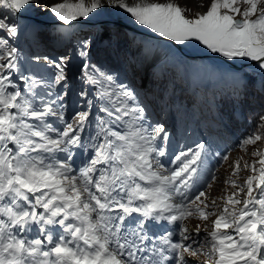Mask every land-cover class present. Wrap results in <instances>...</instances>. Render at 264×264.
<instances>
[{
  "label": "snow or ice",
  "instance_id": "1",
  "mask_svg": "<svg viewBox=\"0 0 264 264\" xmlns=\"http://www.w3.org/2000/svg\"><path fill=\"white\" fill-rule=\"evenodd\" d=\"M105 2L170 44L195 41L229 62H255L264 94V0H212L195 18L173 2ZM34 7L40 0H0V264H264V151L229 165L217 203L207 143L169 156L171 133L159 118L181 62L144 45L113 49L121 61L113 67L95 59L91 39L78 40L80 87L69 115L70 57L24 53L20 38L35 49L70 44L73 22L104 4H51L60 27L47 41L39 26L20 24ZM252 83L231 77L233 106ZM228 118L217 105L213 123L226 129ZM262 140L264 114L241 148ZM241 170L251 174L238 183ZM193 219L194 230L186 226Z\"/></svg>",
  "mask_w": 264,
  "mask_h": 264
},
{
  "label": "rangeland",
  "instance_id": "2",
  "mask_svg": "<svg viewBox=\"0 0 264 264\" xmlns=\"http://www.w3.org/2000/svg\"><path fill=\"white\" fill-rule=\"evenodd\" d=\"M60 2H65V0H40V7L31 8L26 13V15L33 16L38 20L56 22L57 20L54 19V17L48 12V7L53 3ZM67 2L77 3L78 0H67ZM84 2L86 4H90L92 0H84ZM101 2L104 4V7L91 14L89 19L78 20L77 23H75L71 28L75 38L70 44L60 46L53 45L52 43L48 42L46 43V47L35 49L30 47V42L28 39H25L24 42L21 41V39L25 37V35H22L20 38V42L22 43L19 42L20 47L22 50H27L28 52L34 50L41 53H47L53 57L59 56L61 54H66L70 57L71 74L73 78L71 81L72 94L66 100L67 112L69 115H71L77 109L76 92L80 87L78 77V65L80 64V58L75 51L78 40L83 38L91 39L94 45V53L95 51H98V53H95V57L98 56L99 58H102L97 60L105 64H110L113 67H119L121 62L120 59H118L113 54V49L116 47H119L121 50L132 52L135 51L137 45H144L146 47H150L154 53H158L161 56H163V54L169 50L175 52L177 59L181 62V66L176 69L177 74L174 80V93H172L170 86L169 94H166L165 101L161 105V107H163V112L160 113L159 118L166 123L167 129L171 134H175L172 127L175 125L176 136L181 139L180 147L185 144L192 145L197 141L198 138L199 141H204L207 143V150L210 153L208 157H212L216 160L221 159L223 156V150L227 151L232 147L228 155V161H224L222 166L217 167V182L213 184L211 189H209L211 196L217 199V203L222 204V201L219 198L223 196L225 192L226 186L224 184V180L232 172V169L229 167V165L241 157L244 161L252 163L256 157H253L250 154L254 150L264 151V140L257 142L256 145L247 146L246 151L242 150L241 148V142L247 135L254 131L255 123L258 119V116L261 114L254 112L251 117L248 116L250 109L249 105H232L231 97L228 95L230 91V79L233 75H236L243 77L245 82L251 80L253 83L252 86L250 85L248 88V95H253L254 100L249 101L255 104V102H258V97H264L263 95L258 94L255 89H253V85L258 84L261 79L260 71L255 67V64L247 66L241 71L225 64L216 67L215 64L210 60L197 57L198 55H212V53H210L203 45L199 44V42L193 41L187 42L185 45H181L185 50L184 53L191 55H186L183 57L181 56V52L168 41L140 34H135L133 36L131 33L126 31L127 29L117 23L116 25L102 24L95 26L85 24V22H89L91 20H113L130 25L140 31L153 34L150 32V30H147L142 26H138L135 22H133L129 15L123 10L108 6L105 0H101ZM127 2L134 4L138 2V0H127ZM159 2L178 3L182 8L187 9L185 13L186 16L189 18H195L197 14H204L208 11L212 0H159ZM201 5L203 6L201 7ZM25 20L26 19L24 18L21 19L20 24H23V26L24 23L27 24V21ZM28 26L42 27L43 35L46 41L48 33H55L60 27V25L52 26L51 24L40 25L36 22V20L28 21ZM114 30H120V32H115ZM106 53H108V56L105 55ZM247 62L250 61H235V63ZM137 82H139V78H137ZM202 83L207 84L205 87H203ZM149 87L152 86L149 85ZM169 95L171 96L170 100L168 99ZM193 99L196 100L194 109L197 113V118L195 119L192 116L193 108L189 107ZM217 105L220 108H222L224 105L227 109H229V111H231V113L234 111V119H236L237 123L242 126V129L240 126L236 125L230 126L231 128L227 125L226 129H222L217 124L213 123L212 117ZM210 107L212 111H209ZM169 109L176 113L175 114L173 112L175 118L177 117L176 119L170 118L168 115ZM157 111H159V109H157ZM190 112L191 117L189 114ZM242 121L244 124H242ZM194 128L197 131L196 134ZM216 128L218 129L216 130ZM227 129H231L232 131L229 130V133H227ZM221 132L225 135L224 139L221 137ZM230 132L235 134V136H230ZM171 139H174L172 135ZM221 140L225 142L222 143ZM172 147L174 148L173 150ZM175 150H177L176 146L171 144L169 147V156H171V153ZM250 174L251 173L247 170H241L239 173L238 183H243V181ZM197 223H199V221L193 219L190 222H186V226L189 229L194 230Z\"/></svg>",
  "mask_w": 264,
  "mask_h": 264
},
{
  "label": "water",
  "instance_id": "3",
  "mask_svg": "<svg viewBox=\"0 0 264 264\" xmlns=\"http://www.w3.org/2000/svg\"><path fill=\"white\" fill-rule=\"evenodd\" d=\"M25 18H28V15L25 14L24 19ZM237 19H239V18H237ZM35 20L37 22H39V23L46 24V25L47 24H60L59 21H56V22L52 21L51 22V21H43V20H38V19H35ZM73 23H77V21L73 22ZM116 23L119 24V25H122L125 29H127L130 32L137 33V34H140V35H145V36H148V37L158 38V37H156L153 34H150L148 32L140 31V30H138V29H136V28H134V27H132L130 25H127V24L122 23V22H116V21H113V20L112 21H110V20H94V21L91 20L89 22H85V24H88V25H91V26L102 25V24H108V25H114L115 24L116 25ZM158 39L165 40L163 38H158ZM174 47H176L183 55H185V56L186 55H190V54H185L183 52L184 48L181 45L180 46L174 45ZM197 57H199V58H207V59L209 58V59L213 60L214 62H217V63H220V64H225V65H229L230 67H232V68H234L236 70H240V69H242L244 67L251 66V65L255 64V62H247V63L229 62L226 59L219 57L218 55H203V56L198 55ZM217 59H219L221 61H219Z\"/></svg>",
  "mask_w": 264,
  "mask_h": 264
},
{
  "label": "trees",
  "instance_id": "4",
  "mask_svg": "<svg viewBox=\"0 0 264 264\" xmlns=\"http://www.w3.org/2000/svg\"><path fill=\"white\" fill-rule=\"evenodd\" d=\"M114 31H115V30H114ZM115 32H120V30L115 31ZM47 36H48V35H47ZM133 36H134V35H133ZM103 50H104V49H103ZM95 53H98V51H95ZM105 55L108 56V53H106ZM95 58H96V59H102V58H99L98 56H96ZM251 86H252V85H251ZM253 86H254L253 89H255L256 92H257L258 94L264 96V94H261V91H260V88H261V79H260V81L258 82V84H255V85H253ZM249 100H254L253 95H248L247 98H246V100H245V102L243 103V104L249 105V107H250L248 116H251V117H252V114H253L254 112H256V113H260V114H264V111H263V110H264V99H263V97H262V98L258 97V99H257L258 102H257V103L255 102V104L252 103V102L249 101ZM223 102H224V101H223ZM227 103H228V102H227ZM222 109H223L224 112L228 113V112H227V109H226V107H225L224 105H223Z\"/></svg>",
  "mask_w": 264,
  "mask_h": 264
},
{
  "label": "bare ground",
  "instance_id": "5",
  "mask_svg": "<svg viewBox=\"0 0 264 264\" xmlns=\"http://www.w3.org/2000/svg\"><path fill=\"white\" fill-rule=\"evenodd\" d=\"M183 52H185V50H183Z\"/></svg>",
  "mask_w": 264,
  "mask_h": 264
}]
</instances>
